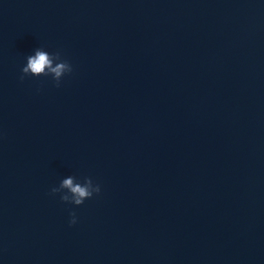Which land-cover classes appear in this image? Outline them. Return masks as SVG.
<instances>
[{"label": "water", "instance_id": "1", "mask_svg": "<svg viewBox=\"0 0 264 264\" xmlns=\"http://www.w3.org/2000/svg\"><path fill=\"white\" fill-rule=\"evenodd\" d=\"M0 264H264V0H0Z\"/></svg>", "mask_w": 264, "mask_h": 264}, {"label": "clouds", "instance_id": "2", "mask_svg": "<svg viewBox=\"0 0 264 264\" xmlns=\"http://www.w3.org/2000/svg\"><path fill=\"white\" fill-rule=\"evenodd\" d=\"M53 61H56L53 64ZM72 65L61 57L59 52L52 54L48 51L36 48L32 54L25 57V62L20 68L21 79L25 76L37 77L40 74L49 76L55 86H59L61 79L72 72ZM66 191H63L65 190ZM101 191L100 185L93 179L85 177L83 182H73L72 177L64 178L60 181L59 187L50 189V193L55 195L60 192L59 200L73 206L81 205L86 199L98 195ZM68 224L77 222L73 212H69Z\"/></svg>", "mask_w": 264, "mask_h": 264}]
</instances>
